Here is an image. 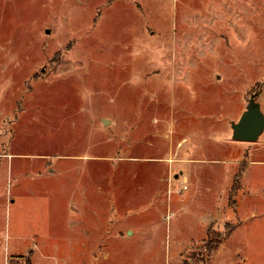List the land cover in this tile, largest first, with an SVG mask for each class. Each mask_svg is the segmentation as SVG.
Returning <instances> with one entry per match:
<instances>
[{"label":"rangeland","instance_id":"rangeland-1","mask_svg":"<svg viewBox=\"0 0 264 264\" xmlns=\"http://www.w3.org/2000/svg\"><path fill=\"white\" fill-rule=\"evenodd\" d=\"M256 92L264 0H0V264H264Z\"/></svg>","mask_w":264,"mask_h":264},{"label":"water","instance_id":"water-1","mask_svg":"<svg viewBox=\"0 0 264 264\" xmlns=\"http://www.w3.org/2000/svg\"><path fill=\"white\" fill-rule=\"evenodd\" d=\"M257 92L250 95L245 110L236 122L231 123L232 139L256 141L264 131V113L255 100Z\"/></svg>","mask_w":264,"mask_h":264},{"label":"crops","instance_id":"crops-1","mask_svg":"<svg viewBox=\"0 0 264 264\" xmlns=\"http://www.w3.org/2000/svg\"><path fill=\"white\" fill-rule=\"evenodd\" d=\"M79 187H81L82 193L86 191V189H85L86 185H84L83 187H82V185H81V186H79ZM75 188L78 189L77 186H76ZM129 234H130V231H129ZM117 236H122V235L120 234V232H118ZM31 257H32V256H31ZM30 259H31V258H30ZM29 261H30V260H29Z\"/></svg>","mask_w":264,"mask_h":264}]
</instances>
